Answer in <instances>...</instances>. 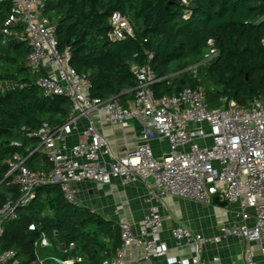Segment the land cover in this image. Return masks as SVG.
Masks as SVG:
<instances>
[{
    "label": "trees",
    "instance_id": "obj_1",
    "mask_svg": "<svg viewBox=\"0 0 264 264\" xmlns=\"http://www.w3.org/2000/svg\"><path fill=\"white\" fill-rule=\"evenodd\" d=\"M11 8L10 0L0 1V209L20 197L12 162L50 169L41 150L30 155L39 140L28 132L43 122L60 127L72 111L67 97L46 95L38 84L43 72L26 65L28 42L14 37L3 42ZM46 12L57 22L59 49L88 77L94 97H117L125 104L138 85L133 65L150 63L165 77L154 85L158 97L202 87L210 107L219 106L222 97L243 106L254 96L264 101V0H51ZM116 12L130 17L135 36L111 40ZM211 40L217 49L213 58L171 75L200 62ZM3 227L0 253L15 251L18 264H41L36 242L43 236L54 256L74 264H108L121 245L119 223L70 202L60 184L38 187Z\"/></svg>",
    "mask_w": 264,
    "mask_h": 264
},
{
    "label": "built area",
    "instance_id": "obj_2",
    "mask_svg": "<svg viewBox=\"0 0 264 264\" xmlns=\"http://www.w3.org/2000/svg\"><path fill=\"white\" fill-rule=\"evenodd\" d=\"M1 1V0H0ZM11 14L4 22L3 42L10 38L24 39L30 52L26 65L43 72L38 84L46 95H62L72 102L69 120L60 127L43 122L28 132L39 140V146L30 155L42 150L50 164L49 170L32 169L25 160L12 162L13 183L20 192L16 202L9 201L0 209V239L4 233L5 218H15L16 208L30 202L38 187L60 184L65 197L80 205L75 185L83 181L110 184L119 178L124 185L142 180L148 187L149 198L172 195L188 197L204 204L214 197L228 202L240 201L243 210L252 208L254 224L244 222L222 228L224 236L233 235L244 241L242 261L236 264H261L254 258L251 244L264 238V101L259 96L239 105L234 99L221 98V104L210 107L202 87H186L178 94L156 96L154 85L160 77L150 63L133 65L138 85L134 97L125 104L117 97L103 99L90 93V81L70 63L69 53L59 49L57 22L46 12L51 0H10ZM188 4V0H183ZM190 12L185 16H189ZM113 41L135 36V27L129 16L116 12L111 17ZM264 44V37L262 39ZM206 57L171 75H181L196 69L217 54L211 40ZM99 109L106 119L126 127L133 119L140 120L143 130L135 148L127 147L124 154L114 156L109 140L93 123L83 137L70 146L67 136L74 129L78 114ZM166 138L170 151L156 156L152 142ZM18 145L17 142H14ZM244 218L248 215L244 212ZM121 245L108 264H124L130 246L144 249V258L160 257L168 252L162 239V216L153 205L142 219V228L135 234L132 226L121 220ZM179 246L191 245L192 264H205L204 245L211 240L178 223L171 229ZM216 241L220 238L215 237ZM38 248L51 246L46 236L36 242ZM13 250L0 253V262L18 264ZM74 259L57 256L42 258L41 264H74ZM171 264H189V261L170 257Z\"/></svg>",
    "mask_w": 264,
    "mask_h": 264
},
{
    "label": "crops",
    "instance_id": "obj_3",
    "mask_svg": "<svg viewBox=\"0 0 264 264\" xmlns=\"http://www.w3.org/2000/svg\"><path fill=\"white\" fill-rule=\"evenodd\" d=\"M73 131L68 134L69 147L83 137L86 127L93 123L98 131L110 142L115 157H121L126 148H135L137 137L143 130L140 120L133 119L124 127L106 119L99 109H90L85 114H78ZM156 156H165L170 151V143L166 138L152 142ZM42 151V150H41ZM77 200L80 205L101 214L104 218L129 223L135 234L142 228V219L149 209L155 205L162 216V239L168 245L167 254L151 259L144 258V249L135 245L130 246L125 255L124 264H171L170 257L189 261L193 256L191 245L179 246L172 236L171 229L181 223L195 233H201L211 238L203 248L202 258L205 264H236L242 261L244 241L237 236L222 234L224 226L248 222L254 224L255 216L252 208L243 210L240 201L204 204L188 197L165 195L149 198L150 192L142 180L124 185L119 178H113L110 184L96 181H83L75 185ZM244 212L248 218H244ZM219 237L216 241L214 238ZM254 258L264 264V238L260 243L250 245ZM54 256L52 246L42 248L41 257ZM0 264H5L0 262Z\"/></svg>",
    "mask_w": 264,
    "mask_h": 264
},
{
    "label": "rangeland",
    "instance_id": "obj_4",
    "mask_svg": "<svg viewBox=\"0 0 264 264\" xmlns=\"http://www.w3.org/2000/svg\"><path fill=\"white\" fill-rule=\"evenodd\" d=\"M209 52V49L207 48L206 50H205V53H204V55L200 58V60L202 61L206 56V54ZM195 64H199V63H194V64H192V65H190V66H194ZM175 73V72H174ZM173 73V74H174ZM42 251V248H39V252H41Z\"/></svg>",
    "mask_w": 264,
    "mask_h": 264
},
{
    "label": "water",
    "instance_id": "obj_5",
    "mask_svg": "<svg viewBox=\"0 0 264 264\" xmlns=\"http://www.w3.org/2000/svg\"><path fill=\"white\" fill-rule=\"evenodd\" d=\"M213 201L216 202V203H223L224 205L227 203L226 201H224V202L221 201L219 196H215Z\"/></svg>",
    "mask_w": 264,
    "mask_h": 264
}]
</instances>
